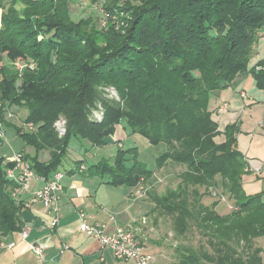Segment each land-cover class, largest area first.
Instances as JSON below:
<instances>
[{"label":"trees","instance_id":"trees-1","mask_svg":"<svg viewBox=\"0 0 264 264\" xmlns=\"http://www.w3.org/2000/svg\"><path fill=\"white\" fill-rule=\"evenodd\" d=\"M127 1L103 0L108 27L87 35L72 20L71 0H18L26 5V15L36 17L32 45L19 42L15 20L6 16L11 9L4 10L8 1L2 2L0 65L4 56L26 62L45 54L47 61L42 73L25 74L16 94L17 81L0 72V101L15 94L28 111L25 121L37 123L31 132L21 134L19 128L22 152L27 158V148H32V168L51 178L73 137L100 147L112 142L117 125H123L128 137L139 135L151 145H165L156 160L158 168L168 162L186 166L176 189L152 195L157 206L174 215L180 234L195 227L207 238L205 245L180 247L176 264H264V250L255 244L264 237V190L246 192L247 161L238 148L239 127L228 124L220 130L212 101L217 91L248 70L257 88L264 90V58L250 64L264 27V0H146L151 4L136 9L122 34L115 30L112 15ZM69 37H79L80 48L70 44ZM101 84L114 86L120 100L100 98ZM99 101L101 119L92 113ZM61 116L67 121L63 137L54 125ZM46 149L49 158L43 161ZM12 165L0 156V234L23 228L25 199L12 195L19 184L6 172ZM88 171L110 177L115 186H135L154 175L138 159V146L120 147L113 158L89 165ZM220 188L235 202L230 213H220L218 201L203 203L205 194Z\"/></svg>","mask_w":264,"mask_h":264},{"label":"crops","instance_id":"crops-1","mask_svg":"<svg viewBox=\"0 0 264 264\" xmlns=\"http://www.w3.org/2000/svg\"><path fill=\"white\" fill-rule=\"evenodd\" d=\"M260 35L254 52L257 61L264 58V27ZM212 101L216 108L213 117L220 130H224L228 124H237L239 127L238 148L247 161L243 176L246 192L264 190V127L259 125L264 116V90L257 88L248 70L239 73L228 88L215 93ZM225 103L228 105V111L218 114L219 107ZM131 137H135V142L150 145L147 139L139 135ZM112 138V142L119 143L118 148H124L120 141L124 142L129 137L123 125H117ZM86 145L83 146L86 151L93 149L87 148ZM27 150L29 153L33 151L32 148ZM78 159L82 160L77 166ZM103 159L105 158L95 163ZM89 165L91 164L85 157L80 156L71 159L68 166L60 169L64 173V190L59 197L60 220L55 228L50 227L52 212L42 203H36L31 208H22V230L0 234V264H135L133 260L117 261L110 247L103 246L97 238L83 233L79 229L80 212L85 213L89 223H99L110 233L117 227L133 230L144 243L145 250L154 256V264H159L158 254L162 255V252L160 246L154 242V233L150 232L153 227L147 228L150 223L148 214L154 209L138 217L135 215V207L140 205L136 203L140 200L148 203L144 196L150 188L146 184L152 187L156 185V175L163 171L168 173V170L174 167H179L182 172L186 170V166H176L173 162H168L162 168L156 165L158 169L153 170L151 179L142 180L135 186H115L109 183L110 177L90 173ZM80 166H85V169H80ZM181 172L176 173L178 183ZM171 174L173 172L167 175ZM31 185L34 187L32 192L40 187L42 182L35 179ZM177 186L178 184L171 189H176ZM22 197L26 199L27 195L23 194ZM150 204L154 206L153 203ZM24 232H27L26 237ZM37 245L42 247L41 257L35 251Z\"/></svg>","mask_w":264,"mask_h":264},{"label":"rangeland","instance_id":"rangeland-1","mask_svg":"<svg viewBox=\"0 0 264 264\" xmlns=\"http://www.w3.org/2000/svg\"><path fill=\"white\" fill-rule=\"evenodd\" d=\"M4 0H0V15L2 13V2ZM7 4L4 6V10L6 13L11 9L9 13L6 14L8 19L15 20L14 24V30L17 32L20 31L19 42L21 40L23 42H27V45H32L34 43V39L32 37V34H34V30L32 27V24L35 20V16L31 17L26 15L25 8L26 5L22 2L19 3L16 1L18 0H7ZM126 1V0H125ZM128 3L122 2L121 5H118L114 15H112V18L114 20L115 24V30L125 34L126 29L128 28L130 21L134 18V12L137 8H141L145 5L151 4L146 2V0H128ZM136 7V8H135ZM70 8L72 9V20L75 22L74 24H79V30L82 34H93L95 33V30L102 29L103 27H108V18H110L109 13L104 9L103 7V0H71ZM78 26V25H77ZM39 29V28H38ZM40 30V29H39ZM63 32V28L60 30ZM30 32V33H29ZM38 33V30L36 31ZM17 38V37H15ZM43 35H40L38 37V40H42ZM71 39L70 44L73 43L76 45V48H80L81 43L79 42V37L77 39H74L69 37ZM104 40V39H103ZM105 43V41H104ZM103 43V44H104ZM69 44V45H70ZM258 44V43H257ZM256 44V45H257ZM254 47V52H255ZM35 46L33 45L31 47V53H35ZM61 50H64L63 47ZM254 52L252 54L253 59L251 60L250 64L253 65L254 63H257V59L254 58ZM46 57L45 54H41V57L39 59L36 58H30L26 62H15L7 58V56H4L3 63L0 65V72L4 74H7V78L10 80H13V78L17 81V89L15 91L18 93L21 89V83L24 81V78H26V73H42L47 67H46ZM1 79V78H0ZM6 90V89H5ZM98 95L101 98L110 100L112 103H115L116 101L120 100V94L112 85H106L101 84L97 88ZM217 91L216 93H218ZM12 93L8 95L9 100L6 101H0V107L5 109V116L3 119H0V121H3L2 128L4 129L8 142H4L3 146H0V156H4L6 160L13 159L16 152H21L24 147V143L21 139V136L19 135V128L21 134L23 132H31L35 129L37 123H28L25 121V118L27 116V109L25 108L24 102L17 101V98ZM17 101V104L15 105L13 102ZM101 101L97 102L98 107L92 110V113L95 114V112H102V115H104V110L101 106ZM1 109V110H2ZM3 111H0V115H2ZM214 115V114H213ZM124 123V122H123ZM67 133V132H66ZM135 137H130L126 139V141H120L122 143L121 146L124 148H129L130 146H138V159L144 162L148 168L152 170L157 171V162L156 158L161 155L165 150L166 147L164 144L159 145H148L144 144L143 142L137 141L135 142ZM87 142L80 139L73 137L71 140V143L69 144L68 151L66 152L63 160V164L61 166H68V162L71 161V159H75L76 157H85V159L88 161L89 164L95 163L98 160L105 158V159H111L115 156V154L118 151L119 143L117 142H108L104 146L95 147L93 149H90L86 151L83 146L86 145ZM87 148L90 147L89 143L86 145ZM28 151V150H27ZM26 151V152H27ZM136 152V151H133ZM136 154V153H134ZM34 155V152H27V158L26 161L29 162L32 166L33 163L30 159H28V156ZM130 158H133V156L129 155ZM40 158L44 161L49 158V150L46 149V152H44ZM177 164L176 166H182L185 167L184 164L174 163ZM59 168V169H61ZM156 168V169H155ZM60 171V170H59ZM173 172L171 175H167ZM181 172L179 167H174L168 170L167 172H161L160 174L156 175V185L153 187L146 184L147 187H149V191H147L146 195V201L148 203H144L142 200L137 201L136 204H139L140 206L135 207V215L140 217L143 214H147L149 211L154 209V211L150 212L148 215V223L147 228L149 226H152L153 228L150 230L152 236L155 238L154 242H156L160 246V250L162 252V255L158 254V261L159 264H176L179 258V254L177 253V250L182 246H194L198 247L201 244H206L207 238H205L197 228H192L190 231L186 234H180L174 227L175 223V217L172 214H169L165 211L164 206L160 204V206L156 204L154 201L152 195L154 194V191L157 193H163L167 190V188H172L174 185L178 184V177L176 173ZM167 175V176H166ZM34 187L31 185L30 190H33ZM204 188H201V191H203ZM210 194H205L203 196V203L206 205H211L215 201H218L217 203V210L220 213L227 214L230 213L234 208V200L230 199L226 194H223L220 189H212L210 191ZM15 193L18 194V196L22 197L23 193L16 191V189L12 190V195L14 196ZM215 193V194H214ZM193 196L190 197L192 199ZM153 203V205L150 204ZM192 204V203H191ZM255 244L257 246H260L264 250V237H260L255 240ZM263 258H264V251H263Z\"/></svg>","mask_w":264,"mask_h":264},{"label":"built area","instance_id":"built-area-1","mask_svg":"<svg viewBox=\"0 0 264 264\" xmlns=\"http://www.w3.org/2000/svg\"><path fill=\"white\" fill-rule=\"evenodd\" d=\"M227 111L228 105L225 103L219 107L218 114L226 113ZM94 115L101 119L102 112H95ZM3 123V121H0V146H3L5 141L8 142L6 133L2 128ZM54 125L59 137L65 136L67 132L66 119L61 116ZM259 125L264 127V116L260 120ZM25 158L24 153L21 151L16 152L13 159H8L13 165L7 168V176L19 184L17 191L27 195L25 207L31 208L36 203H42L52 212L50 227L55 228L60 220L59 197L64 190V173L58 171L51 178L39 175ZM80 169H85V166H80ZM35 179L40 180L42 185L31 192L30 185ZM79 215V229L86 235L97 238L103 246L110 247L117 261L133 260L135 264H154V256L145 250L144 243L136 236L133 230L117 227L110 233L99 223H89L84 212H80ZM24 236H27V232H24ZM35 251L38 256H42L41 246H35Z\"/></svg>","mask_w":264,"mask_h":264}]
</instances>
